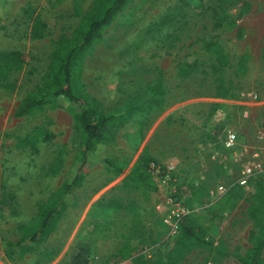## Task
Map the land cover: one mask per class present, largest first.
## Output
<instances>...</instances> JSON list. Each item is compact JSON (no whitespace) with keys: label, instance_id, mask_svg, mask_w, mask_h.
<instances>
[{"label":"rangeland","instance_id":"rangeland-1","mask_svg":"<svg viewBox=\"0 0 264 264\" xmlns=\"http://www.w3.org/2000/svg\"><path fill=\"white\" fill-rule=\"evenodd\" d=\"M92 2L82 0L81 12ZM74 6L73 0H15L0 15V52L24 55L0 75V264H65L76 242L89 243V264H238L233 249L247 247L248 231L264 227V188L257 194L253 181L235 182L264 136V0H132L115 17L83 56L80 78L105 113L139 107L103 150L122 170L93 162L55 227L28 250L38 206L76 156L77 135L73 108L46 105L23 117L13 110L39 84L56 37L79 21ZM221 11L235 26L213 27ZM165 14L171 20L157 28ZM36 19L46 27L31 38ZM204 39L221 44L225 67L213 66ZM192 60L198 68L182 75L181 64ZM157 79L161 107L151 100ZM227 130L237 145L222 150ZM141 156L162 167L167 186L138 170ZM168 196L189 208L206 245L168 232Z\"/></svg>","mask_w":264,"mask_h":264},{"label":"trees","instance_id":"trees-1","mask_svg":"<svg viewBox=\"0 0 264 264\" xmlns=\"http://www.w3.org/2000/svg\"><path fill=\"white\" fill-rule=\"evenodd\" d=\"M81 1L73 0L75 5L73 15L78 16L79 21L68 35L60 33L56 37L48 54L46 71L39 84L33 91L26 93L13 110L14 117H23L46 105L73 108V129L77 135L76 156L71 160L56 190L38 206L36 226L27 236L28 250L34 240L46 236L55 227L61 214L70 204L73 192L80 186L93 162H100L114 168L117 173L121 172L120 167H112L115 166L113 161L104 155L103 150L107 144L114 142L116 129L122 126L136 109H139L138 106H125L105 113L102 104L85 91L80 78L83 56L94 48L100 41L105 28L132 0H93L91 7L82 12L79 9ZM14 4L15 0H0V15ZM214 16L213 27L215 28L235 26V22L231 21L224 11H221V14L215 12ZM170 20L171 15L165 14L160 17L156 27L159 28ZM45 27L42 20L36 19L31 26L30 37H42ZM236 30L239 29L236 27ZM201 48L212 57L213 66L217 69H222L228 64L227 55L218 41L204 39L201 41ZM262 57L264 59V48ZM23 60L24 55L21 52H0V75L4 71L17 68ZM198 66L196 60L185 62L181 64V74L193 72ZM151 89L153 105L161 107L164 99L160 80L157 79ZM260 127L264 128V117L261 118ZM35 139L34 136V139L29 142L31 151L36 150ZM221 149H226L222 143ZM149 161L153 160L146 156L139 157L137 167L141 173L147 172L146 165ZM128 176L129 174L125 178ZM140 179L143 180V177ZM252 181L255 192L261 194L264 188V177H257ZM152 189L154 187H151ZM3 191L4 185L0 177V193ZM188 216L183 217L179 223L177 233L188 241H195L199 246L206 245L207 242L200 241L196 236V232L202 229L193 225ZM247 241L249 243L247 247L236 246L233 249L232 254L238 264H264V227L260 232L249 230ZM18 244L20 245V242ZM88 253V242L82 244L76 242L69 248L65 264H89Z\"/></svg>","mask_w":264,"mask_h":264},{"label":"built area","instance_id":"built-area-1","mask_svg":"<svg viewBox=\"0 0 264 264\" xmlns=\"http://www.w3.org/2000/svg\"><path fill=\"white\" fill-rule=\"evenodd\" d=\"M261 147L258 150L252 151L248 157V162L241 168L240 176L235 180L240 187L246 186L249 182L257 177H264V136L261 137ZM222 146L230 149L237 145V138L233 131L227 130L221 139ZM216 156V153L213 154ZM147 172L157 178L164 186L168 185L167 176L164 175L162 167L154 161H149L146 165ZM223 190V185H217L215 191L220 193ZM174 192V189H173ZM166 203L170 205L169 212L166 214L165 220L168 232L171 234L177 232L178 225L190 212L189 208L172 196L166 198Z\"/></svg>","mask_w":264,"mask_h":264}]
</instances>
